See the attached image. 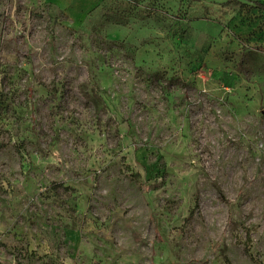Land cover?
<instances>
[{"label": "rangeland", "instance_id": "rangeland-1", "mask_svg": "<svg viewBox=\"0 0 264 264\" xmlns=\"http://www.w3.org/2000/svg\"><path fill=\"white\" fill-rule=\"evenodd\" d=\"M0 264H264V13L0 0Z\"/></svg>", "mask_w": 264, "mask_h": 264}, {"label": "trees", "instance_id": "trees-1", "mask_svg": "<svg viewBox=\"0 0 264 264\" xmlns=\"http://www.w3.org/2000/svg\"><path fill=\"white\" fill-rule=\"evenodd\" d=\"M230 1L238 2L240 0H230ZM244 1L250 3L254 9L264 13V4L262 2L251 1V0H244Z\"/></svg>", "mask_w": 264, "mask_h": 264}]
</instances>
